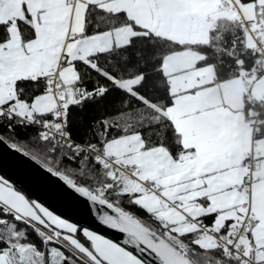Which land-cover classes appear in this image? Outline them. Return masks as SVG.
Here are the masks:
<instances>
[{"label": "snow or ice", "instance_id": "obj_1", "mask_svg": "<svg viewBox=\"0 0 264 264\" xmlns=\"http://www.w3.org/2000/svg\"><path fill=\"white\" fill-rule=\"evenodd\" d=\"M0 148L121 237L0 174V264H264V0H0Z\"/></svg>", "mask_w": 264, "mask_h": 264}, {"label": "water", "instance_id": "obj_2", "mask_svg": "<svg viewBox=\"0 0 264 264\" xmlns=\"http://www.w3.org/2000/svg\"><path fill=\"white\" fill-rule=\"evenodd\" d=\"M0 174L23 186V189L31 197L40 198L58 213L70 216L109 238H121L120 234L96 223L88 214L84 205L74 199L58 181L40 171L29 161L5 148H0Z\"/></svg>", "mask_w": 264, "mask_h": 264}]
</instances>
